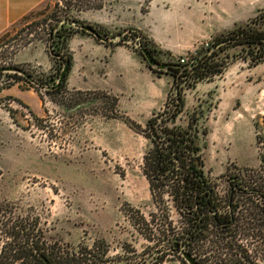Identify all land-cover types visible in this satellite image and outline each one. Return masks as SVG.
<instances>
[{
    "label": "rangeland",
    "instance_id": "1",
    "mask_svg": "<svg viewBox=\"0 0 264 264\" xmlns=\"http://www.w3.org/2000/svg\"><path fill=\"white\" fill-rule=\"evenodd\" d=\"M62 3L48 0L0 35V63L15 62L19 51L39 45L40 60L49 57V65L27 60L19 65L53 71L48 29L63 13ZM189 10L191 30L182 23L180 35L157 29L166 47L181 38L172 46L174 56H188L215 33L251 17L262 15V20L264 0H110L82 10L78 16L84 22L110 36L120 33L109 48L93 41L84 60L94 70L87 73L88 86L66 84L57 94L39 89V116L15 97L0 96L7 117L0 133L1 261L9 259L11 241L30 238L77 250L98 242V261L108 264H190L170 246L172 237L182 235L187 217L171 195L152 196L144 173L151 146L147 119L165 108L178 86L168 72L148 64L130 35L144 25L154 28L159 17L189 18ZM235 50L237 58L222 75L183 90L185 112L177 118L186 123V111L199 115V128L208 130L200 133L205 166L224 192L229 175L259 167L264 152V61L252 64L250 56ZM159 55L162 61L169 58ZM25 96L39 107L36 96ZM204 250L211 263L209 241Z\"/></svg>",
    "mask_w": 264,
    "mask_h": 264
},
{
    "label": "trees",
    "instance_id": "2",
    "mask_svg": "<svg viewBox=\"0 0 264 264\" xmlns=\"http://www.w3.org/2000/svg\"><path fill=\"white\" fill-rule=\"evenodd\" d=\"M107 1L110 0H63V13L48 29L49 40L53 38L54 55H61H51L53 71L37 76L42 84L50 85L47 92L57 94L66 87L67 75L59 83L57 79L64 63H71L67 49L69 37L75 31L88 32L73 23L74 20L84 22L78 12L101 8ZM260 17L256 15L215 34L208 45L203 44L188 56L172 55L140 29L130 34L138 40L140 48L148 47L158 59L160 53L167 54L166 62L172 63L167 70L152 67L172 75L178 91L169 94L163 110L153 112L147 119L145 134L150 138L151 146L144 156V173L152 196L157 199L164 194L171 195L176 208L187 217L184 236L172 237L171 248L176 252L182 250V255L184 251L192 253L200 264H264V179L257 171L259 169L245 167L230 174L228 188L224 192L217 177L210 176L206 169L200 133L206 134L208 130L199 128L197 112L186 111L187 122H177L185 112L183 90L194 87L199 81L222 75L233 58H237L235 49L239 48L250 56L252 64L264 61V18L260 20ZM97 28L102 34L109 33L101 26ZM233 48L234 54L231 53ZM180 56H185L186 61L177 58ZM9 64L19 65L13 60ZM20 65L29 69L24 64ZM6 75L13 76L16 81L25 80L40 89L22 74L7 72ZM260 157V166L264 169V152ZM12 231L14 234L18 230ZM207 241L214 251L210 253L211 263L207 260V251L203 252V244ZM97 243L90 247L82 244L77 250L68 248L67 244L60 248L56 242L48 243L46 240L27 238L18 243L11 241L8 247L10 257L0 260V264H108L98 261L96 249L101 244ZM183 260L186 261L184 255Z\"/></svg>",
    "mask_w": 264,
    "mask_h": 264
},
{
    "label": "crops",
    "instance_id": "3",
    "mask_svg": "<svg viewBox=\"0 0 264 264\" xmlns=\"http://www.w3.org/2000/svg\"><path fill=\"white\" fill-rule=\"evenodd\" d=\"M48 0H0V35L4 32L8 31L12 28L17 22L22 20L26 15L36 10L37 8L44 5ZM189 18H185L184 20L179 17L173 18H162L158 19L156 26L154 28L151 25H144V29L140 27V30L147 33L153 40L163 49L169 50L173 54V44L178 41L179 44L181 42V38L177 41L171 42L167 47L164 40L156 36L157 29H162L167 34H175L180 35L181 32L177 29L181 28L179 24L188 25L189 29L193 26V20L191 17V10L188 12ZM191 20V21H190ZM232 28V27H231ZM148 29V30H147ZM228 29V28H227ZM223 29L221 31L227 30ZM191 30V29H190ZM162 31V32H163ZM219 31V32H221ZM217 32V33H219ZM215 33V34H217ZM214 34V35H215ZM198 36V35H197ZM92 38V39H91ZM97 40L102 44L106 45L105 48H109L113 41H105L101 38L93 35L90 32L83 31H75L67 41V49L71 54V63L70 68L67 74V84L71 87H87V82L90 81L88 78V72H94V70L88 65V63L84 62V60L91 55V46L94 43L93 41ZM91 42V43H90ZM78 47V48H76ZM191 47V46H190ZM32 48H35L32 50ZM40 50L41 47L39 45H34L33 47L24 48L19 51L16 55L15 63H20L24 60L37 62L40 66L44 67L45 65H49V57L44 60H40ZM82 54V56H81ZM84 57V58H83ZM52 58V57H51ZM16 86L14 91H10L12 87ZM30 92L34 96L37 97L38 100V108H35L32 103H30L28 98H25V93ZM0 96H12L15 97L18 101L25 103L29 108L33 111L36 116H39L43 110V99L39 90H37L34 86L27 83L25 80L15 81L13 85L2 87L0 89ZM4 111L0 105V133L4 131L5 126H7V117H4ZM258 162V161H257Z\"/></svg>",
    "mask_w": 264,
    "mask_h": 264
},
{
    "label": "water",
    "instance_id": "4",
    "mask_svg": "<svg viewBox=\"0 0 264 264\" xmlns=\"http://www.w3.org/2000/svg\"><path fill=\"white\" fill-rule=\"evenodd\" d=\"M73 23L78 25L79 27L85 29L86 31L92 33L93 35L100 37L102 40H105V41H113V38L119 36V34H120V33H117L113 36H110L108 34H102L98 30L97 26H95L89 22H80V21L78 22L77 20H74ZM120 38H122V37H120ZM53 48L54 47H53V44L51 41L49 44V49H50L51 53H54ZM142 53L144 54L145 58L147 59L148 64L154 68L167 70L172 65V63L158 59L156 56H154L150 52V50L146 46H142ZM60 55L61 54H59V56ZM69 67H70V61L65 62L63 65V68L61 70L60 76L57 79L58 83L61 82L66 77L67 72L69 71ZM3 72H16V73L22 74L27 79H29L32 83H34L35 85H37L39 87H48L49 86V85L42 84V82L37 78V76H35L32 72H30V70L26 69L25 67H22L21 65H17V64L0 65V73H3ZM183 255L185 256L186 260L190 264H200L198 262L197 258L192 253H190L188 251H184Z\"/></svg>",
    "mask_w": 264,
    "mask_h": 264
},
{
    "label": "built area",
    "instance_id": "5",
    "mask_svg": "<svg viewBox=\"0 0 264 264\" xmlns=\"http://www.w3.org/2000/svg\"><path fill=\"white\" fill-rule=\"evenodd\" d=\"M209 41L210 40H207V41H205L203 44H205V45H208L209 44ZM178 58H180V60L181 61H186V57L185 56H180V57H178ZM6 64H9V62L8 61H4V62H1L0 63V65H6ZM37 70H39V69H37ZM39 72V71H38ZM4 74H2V73H0V74H2L1 76H0V86H3V85H5V84H10V82H15L16 81V79L13 77V76H7L6 75V73L7 72H3ZM9 73H13V72H9ZM259 170H257V171H259V173L262 175V177H263V179H264V169L262 168L261 169V166H259V167H257ZM249 170H251V169H249Z\"/></svg>",
    "mask_w": 264,
    "mask_h": 264
},
{
    "label": "flooded vegetation",
    "instance_id": "6",
    "mask_svg": "<svg viewBox=\"0 0 264 264\" xmlns=\"http://www.w3.org/2000/svg\"><path fill=\"white\" fill-rule=\"evenodd\" d=\"M52 41V44H53V38H51L50 40H49V44H50V42ZM51 52V51H50ZM53 56H58L59 54H56V55H54V53H51ZM70 68V67H69ZM28 70H30V72H32L35 76H38V75H40L41 74V71H34V70H32V69H28ZM39 70H41V69H39ZM43 72V71H42ZM28 83V82H27ZM45 84V83H44ZM45 85H49V84H45ZM49 87H50V85L48 86V87H39L40 89H49ZM51 88V87H50ZM180 251H182V250H180Z\"/></svg>",
    "mask_w": 264,
    "mask_h": 264
}]
</instances>
